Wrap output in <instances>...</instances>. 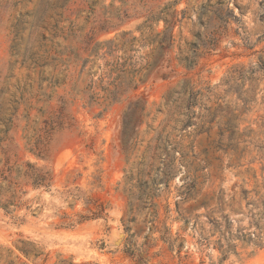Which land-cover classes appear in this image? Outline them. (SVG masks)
Listing matches in <instances>:
<instances>
[{"label": "rangeland", "instance_id": "374dc122", "mask_svg": "<svg viewBox=\"0 0 264 264\" xmlns=\"http://www.w3.org/2000/svg\"><path fill=\"white\" fill-rule=\"evenodd\" d=\"M0 264H264V0H0Z\"/></svg>", "mask_w": 264, "mask_h": 264}, {"label": "trees", "instance_id": "16d2710c", "mask_svg": "<svg viewBox=\"0 0 264 264\" xmlns=\"http://www.w3.org/2000/svg\"><path fill=\"white\" fill-rule=\"evenodd\" d=\"M171 7H173V5L166 6L164 9H162L158 16L152 17L149 21L159 22L161 19L165 20L167 9ZM127 34V32H123L122 36L124 37ZM166 35H169L168 43L167 38L161 41L160 49L162 48V46H165L166 44L171 45L174 42L173 29L171 30L170 34L169 32H167ZM159 36L160 34H158L156 37L158 38ZM110 42L111 41H108L107 43ZM100 45L101 44H98V47ZM95 54H99V51H96ZM111 72H118L119 74L110 84H108V86L103 87L102 90L106 93L104 101L100 103L98 101V97H96L97 95H92L91 101H88L90 107H93L95 105L105 107V109L98 116H102L113 105L121 103L123 100L122 98L127 93L137 88L136 79L140 76L142 70H128L123 68V65H115V68ZM29 166H31V164ZM24 177L27 178V180L31 181L33 186L38 188L50 187V182L52 180L49 173L37 169L35 170V168L34 172L26 173Z\"/></svg>", "mask_w": 264, "mask_h": 264}]
</instances>
